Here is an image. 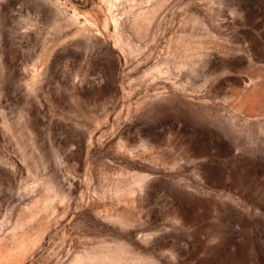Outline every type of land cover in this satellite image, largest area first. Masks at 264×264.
<instances>
[{
    "label": "rangeland",
    "instance_id": "rangeland-1",
    "mask_svg": "<svg viewBox=\"0 0 264 264\" xmlns=\"http://www.w3.org/2000/svg\"><path fill=\"white\" fill-rule=\"evenodd\" d=\"M0 264H264V0H0Z\"/></svg>",
    "mask_w": 264,
    "mask_h": 264
}]
</instances>
